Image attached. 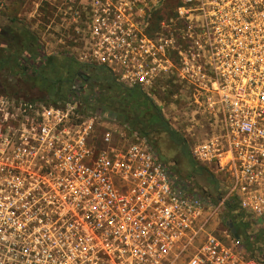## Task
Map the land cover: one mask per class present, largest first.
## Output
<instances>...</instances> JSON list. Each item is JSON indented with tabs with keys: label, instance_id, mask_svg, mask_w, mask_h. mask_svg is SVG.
Returning a JSON list of instances; mask_svg holds the SVG:
<instances>
[{
	"label": "built area",
	"instance_id": "obj_1",
	"mask_svg": "<svg viewBox=\"0 0 264 264\" xmlns=\"http://www.w3.org/2000/svg\"><path fill=\"white\" fill-rule=\"evenodd\" d=\"M29 16L56 27L37 33L47 52L149 96L223 191L193 194L76 100L0 96V264H264L214 233L227 205L264 233V0H38Z\"/></svg>",
	"mask_w": 264,
	"mask_h": 264
},
{
	"label": "trees",
	"instance_id": "obj_2",
	"mask_svg": "<svg viewBox=\"0 0 264 264\" xmlns=\"http://www.w3.org/2000/svg\"><path fill=\"white\" fill-rule=\"evenodd\" d=\"M35 39L28 25L16 16H0V96L34 99L40 92L50 96L62 94V89L56 90V82L39 73L47 61L56 62L66 69L67 75L79 79L88 89L82 99L91 112L102 113L128 130L139 133L166 168L170 169V162L177 161V157L186 159L190 166L189 185L193 191L212 202L217 201L223 191L220 182L192 160L186 141L168 124L149 96L137 87L122 86L102 68L81 65L67 56L47 57ZM6 67L11 75H22L23 78L16 83L8 82L2 77V70ZM68 81L66 77L64 83ZM67 91L74 92L71 88ZM66 101L73 100L68 96ZM173 174L170 172L172 178L183 181ZM225 209V222L233 223L239 235L241 223L250 219L236 205H227ZM256 230L260 229L253 227V231ZM262 240L260 243L253 238L243 247L264 263V238Z\"/></svg>",
	"mask_w": 264,
	"mask_h": 264
},
{
	"label": "rangeland",
	"instance_id": "obj_3",
	"mask_svg": "<svg viewBox=\"0 0 264 264\" xmlns=\"http://www.w3.org/2000/svg\"><path fill=\"white\" fill-rule=\"evenodd\" d=\"M37 1L38 0H0V6L1 5L3 6L2 8H0V16L1 17L16 16L17 18H19L20 20L25 22L26 25H28V27L30 28V30L34 33V35L36 37L35 41H36L37 45L40 47L43 54L47 57L56 56V55H52L51 53H49V50L47 52L45 50V47L42 44H40L37 40V33H39V31H43V30L47 29L48 32H46V33H48V34L52 35V34L56 33V27H49V28L35 27V19L33 17H30L29 14L32 11L34 2H37ZM34 67L36 68V66H34ZM40 69H39L40 70L39 73H41L42 76H45L46 78H49L50 80L56 82L57 83L56 84V90L62 89L63 93L62 94L56 93V95L50 96L49 94H47L45 92H42V93L40 92L36 95L37 96L36 98L28 99V100L40 101L43 103H48L50 101H54V102H56V104H61L64 101H66V98H68V96H69L70 99H72L73 101L76 100L78 102V104L82 106V107L80 106V108L82 109L83 113H85L86 115H96V116L101 117V119L108 120V121H114L113 119L109 118L108 116H106L102 113L91 112L90 108H88V106H87L88 104L87 103L84 104L83 99H82V96H84V94H87L88 89L85 87V85L79 79L71 78L70 75H67L65 68L57 65L56 62L51 63V61H47L45 63V65L43 67H41ZM85 73L89 74V75L92 74L91 72H88V71H85ZM2 74H3L2 77L11 83H16L19 79L23 78L22 75H16V76L11 75L9 73V67L8 68L6 67L5 69H3ZM66 77L69 78V81L64 83V79ZM68 88H71L72 90H74V92L72 94H70L67 91ZM64 97H65V99H64ZM21 99H26V98H21ZM176 159H177V161L170 162V164H169L170 169L167 167L168 171H170L171 173L174 172V174H173L174 177H177V178L183 180L182 182H186V184L188 186V190L190 192H192L193 194L198 195L195 191H193L192 187L189 185L190 166H189L188 161L184 158H178L177 157ZM224 213H225V210H222L221 217H220V224L217 228H216V226L214 227V229H215L214 233L218 236H221L222 235L221 231H223L225 229L230 231L227 228V226L225 225L226 220L224 217ZM240 226H241V229L239 231L240 234L238 237V241L242 245V247H243L244 243L252 241L253 238H255L256 241L260 240L259 241L260 243H261V241H263L262 238H264V236H263L262 232L260 230L253 231V227H255V225L253 223H251V220L250 221L244 220Z\"/></svg>",
	"mask_w": 264,
	"mask_h": 264
},
{
	"label": "water",
	"instance_id": "obj_4",
	"mask_svg": "<svg viewBox=\"0 0 264 264\" xmlns=\"http://www.w3.org/2000/svg\"><path fill=\"white\" fill-rule=\"evenodd\" d=\"M226 225H227V227L230 229V231L232 232L233 236H234L235 238H238L239 235H238V233L235 231V229H234V227H233V223H231V222H227Z\"/></svg>",
	"mask_w": 264,
	"mask_h": 264
},
{
	"label": "snow or ice",
	"instance_id": "obj_5",
	"mask_svg": "<svg viewBox=\"0 0 264 264\" xmlns=\"http://www.w3.org/2000/svg\"><path fill=\"white\" fill-rule=\"evenodd\" d=\"M141 79H143V77H141Z\"/></svg>",
	"mask_w": 264,
	"mask_h": 264
}]
</instances>
